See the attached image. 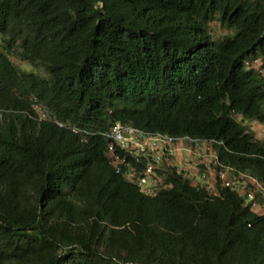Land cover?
Instances as JSON below:
<instances>
[{"label": "trees", "instance_id": "16d2710c", "mask_svg": "<svg viewBox=\"0 0 264 264\" xmlns=\"http://www.w3.org/2000/svg\"><path fill=\"white\" fill-rule=\"evenodd\" d=\"M232 32L211 39L208 27ZM38 64L47 77L10 61ZM264 0H0V264H264V209L211 199L172 169L154 196L49 120L215 140L262 178L240 121H264Z\"/></svg>", "mask_w": 264, "mask_h": 264}, {"label": "built area", "instance_id": "2783aa9c", "mask_svg": "<svg viewBox=\"0 0 264 264\" xmlns=\"http://www.w3.org/2000/svg\"><path fill=\"white\" fill-rule=\"evenodd\" d=\"M242 66L259 79H264V57H248L243 60ZM29 108L36 121L49 120L57 127L78 135L82 143L89 136L101 135L107 142L104 156L109 167L115 174H123L143 195L154 196L159 189H164L161 177L172 169L211 199H221L224 191H234L251 211L264 209V170L262 178L258 179L223 164L215 147L229 154L232 152L220 142L188 136L171 137L120 123L112 124L105 132H90L54 119L35 99L30 101ZM237 122L247 126L245 134L250 135V141L259 143L263 148L264 121L242 122L237 118ZM235 154L264 160V151Z\"/></svg>", "mask_w": 264, "mask_h": 264}, {"label": "rangeland", "instance_id": "374dc122", "mask_svg": "<svg viewBox=\"0 0 264 264\" xmlns=\"http://www.w3.org/2000/svg\"><path fill=\"white\" fill-rule=\"evenodd\" d=\"M208 32L213 40H219L224 37H228L232 35V32L222 28L216 18H214L208 27ZM9 61L20 71H25V72H32L36 74L39 77L46 78V72L44 71L43 67L38 65V64H29L25 61H18L16 60L13 56H9Z\"/></svg>", "mask_w": 264, "mask_h": 264}]
</instances>
